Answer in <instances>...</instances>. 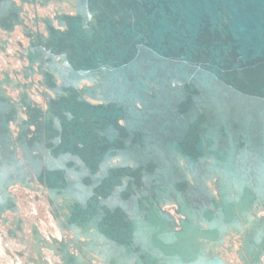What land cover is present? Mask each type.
<instances>
[{"label": "water", "instance_id": "95a60500", "mask_svg": "<svg viewBox=\"0 0 264 264\" xmlns=\"http://www.w3.org/2000/svg\"><path fill=\"white\" fill-rule=\"evenodd\" d=\"M0 226L25 264H264V0H0Z\"/></svg>", "mask_w": 264, "mask_h": 264}, {"label": "flooded vegetation", "instance_id": "af4514ba", "mask_svg": "<svg viewBox=\"0 0 264 264\" xmlns=\"http://www.w3.org/2000/svg\"><path fill=\"white\" fill-rule=\"evenodd\" d=\"M65 9H66V11H68V13L72 12V10H71V8L69 6H65ZM31 12H32V17H33V14H35V15L41 17V18H52L55 15V8L54 7H51V8H47V9H38V12H36L34 10L31 11ZM16 35H17L18 38L19 37H22L20 35V33H17ZM12 43L15 44V42H11V44ZM15 47H17L16 44H15ZM15 47H11V45H10V48L8 50V54L11 56V58H14L16 56L17 57L19 56V54H18L19 48L18 47L15 50H12V52H10V49H14ZM6 60H4L3 63H6ZM10 61L13 62V60H10ZM15 63L19 64V61L16 60ZM41 82H42V77L38 74V72H35L34 73V76L26 84L27 85V88L24 89V91L25 92H28L29 94H31V93L34 92V97H32V99H34V101H36L38 104H40L41 106H43L44 103H45V101H46V99L44 97L45 91H44V89L42 87ZM34 88H35V90H33ZM26 194H33V193L27 192ZM33 195H34V199H35L36 202H43L44 203V201H46L45 195H43L42 192L40 194L35 193ZM44 211H45V209H44ZM44 211H43V207H40L39 208L40 214L43 213Z\"/></svg>", "mask_w": 264, "mask_h": 264}, {"label": "crops", "instance_id": "0c3cea01", "mask_svg": "<svg viewBox=\"0 0 264 264\" xmlns=\"http://www.w3.org/2000/svg\"><path fill=\"white\" fill-rule=\"evenodd\" d=\"M19 195L20 197V205H21V209H22V213H23V216L24 214L28 215L27 219L29 222L33 223L35 222L38 227L40 228V231L42 233H44L42 231V221H41V214L39 212V208L42 207V204L43 203H40V202H36L34 198H30V194H26V198H24V196L22 194H17ZM48 213V212H46ZM25 217V216H24ZM0 230H3V228L0 226ZM9 245H7L6 247H9L10 249L14 250L16 248V246L14 244H10L8 243ZM0 254L2 255L3 253L6 254V251H5V245L3 243V239L1 238L0 236ZM7 255V254H6ZM3 256V255H2ZM8 256V255H7ZM4 257V256H3ZM6 257V256H5ZM11 263L12 264H24L23 260L20 259L19 257H16V260H11Z\"/></svg>", "mask_w": 264, "mask_h": 264}, {"label": "rangeland", "instance_id": "374dc122", "mask_svg": "<svg viewBox=\"0 0 264 264\" xmlns=\"http://www.w3.org/2000/svg\"><path fill=\"white\" fill-rule=\"evenodd\" d=\"M22 39V37H20ZM24 43V41H22ZM15 66H17V64H14ZM16 194H22L24 196V198L28 199L26 197V193L27 192H24L23 190H21L20 188H16L15 191H14ZM30 198H34V195L33 194H30ZM40 203H43V202H40ZM42 207H43V211L45 209V211L43 213H41V221H42V231L44 232V234L46 236H48L49 234H52L54 237H57V234L55 235V233L57 232L56 228H55V225L52 221V218L51 216L46 213V206L45 204H42ZM25 217H28V215L24 214ZM58 238V237H57ZM9 245V244H8ZM10 246V245H9ZM1 251V250H0ZM4 257H3V256ZM0 254V264H12L11 263V258L9 256H7L5 253L3 254ZM6 256V257H5ZM3 259V260H2Z\"/></svg>", "mask_w": 264, "mask_h": 264}, {"label": "bare ground", "instance_id": "6f19581e", "mask_svg": "<svg viewBox=\"0 0 264 264\" xmlns=\"http://www.w3.org/2000/svg\"><path fill=\"white\" fill-rule=\"evenodd\" d=\"M26 41L24 42V45L23 46H26ZM23 44V43H22ZM17 47H15L14 49H10V52H12V50H15ZM24 49H25V47H24ZM24 49H21V50H18L19 52H21V51H23ZM17 51V50H16ZM18 66H20V65H18ZM12 77H14L13 75H12ZM33 90H35V88L33 89ZM30 96H31V98L32 97H34V92L33 93H31L30 94ZM43 204H45V203H43ZM21 206V205H20ZM45 206H46V211L48 212V207H47V205L45 204ZM23 214V213H22ZM48 214H49V212H48ZM50 215V214H49ZM53 221V220H52ZM29 224H30V222H29ZM56 228V227H55ZM40 229V228H39ZM42 233V232H41ZM43 235H45L44 233H42ZM57 234V237H58V239H60V234L58 233V231L55 233V235ZM50 235H52V234H49L48 236H46V237H48L49 238V236ZM53 236V235H52ZM54 237V236H53ZM56 237V238H57ZM26 254H28V252H26ZM27 257V256H26ZM23 260V262H24V264H25V260H26V258H24V259H22ZM19 264V263H18Z\"/></svg>", "mask_w": 264, "mask_h": 264}, {"label": "built area", "instance_id": "2783aa9c", "mask_svg": "<svg viewBox=\"0 0 264 264\" xmlns=\"http://www.w3.org/2000/svg\"><path fill=\"white\" fill-rule=\"evenodd\" d=\"M20 38V37H19ZM15 191V190H14ZM25 192V191H24Z\"/></svg>", "mask_w": 264, "mask_h": 264}]
</instances>
